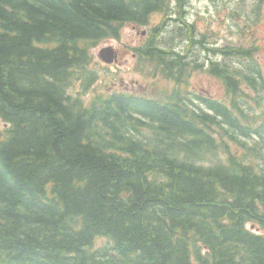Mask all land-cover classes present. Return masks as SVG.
Instances as JSON below:
<instances>
[{"label": "trees", "instance_id": "obj_1", "mask_svg": "<svg viewBox=\"0 0 264 264\" xmlns=\"http://www.w3.org/2000/svg\"><path fill=\"white\" fill-rule=\"evenodd\" d=\"M164 2L0 0V264H264V111L238 86L261 105L252 49L209 62L227 102L182 90L194 68L150 40L137 56L171 92H68Z\"/></svg>", "mask_w": 264, "mask_h": 264}, {"label": "rangeland", "instance_id": "obj_2", "mask_svg": "<svg viewBox=\"0 0 264 264\" xmlns=\"http://www.w3.org/2000/svg\"><path fill=\"white\" fill-rule=\"evenodd\" d=\"M165 1V14L159 11L150 15L149 23L144 26L127 24L122 28L119 39L109 38L94 47L91 50L92 63L88 66V70L93 73L91 79L86 84L83 80L74 81L68 90L69 94L80 96L89 104L98 94L128 92L156 98L162 93L174 90L176 85L173 82L159 75L154 76V69L144 65L137 56L135 49L144 46L151 38L159 39L160 44L168 51H192L189 61L194 65L189 64V67L194 70L187 73L185 85L181 88L203 98L228 101L223 82L209 72V63L206 60L208 53L201 52L204 48L199 43L191 47L192 38L193 41L204 39L208 47L219 50L226 46L235 51L239 47L254 48L258 63L264 67V0H182V8H178L177 0ZM170 8L171 11H168ZM165 18H168L167 21ZM164 21L165 25L162 27ZM185 23L194 29L192 34H189ZM109 47L118 54V61L112 65L105 64L100 57L101 51ZM194 55L197 61L192 59ZM204 61L207 63L203 68L195 66ZM232 62L235 65L232 70H237L236 67H240L247 60L235 56ZM238 79L240 90L247 91L250 96L248 99L242 98L246 101L244 108L251 115L261 116L264 111V90L261 93L263 101L259 106L253 100L257 94ZM194 105H200L199 101ZM230 143L233 150H241L236 143ZM252 143L253 141L250 142ZM262 151L264 153V145ZM108 243L107 239L102 238L97 241V246Z\"/></svg>", "mask_w": 264, "mask_h": 264}, {"label": "flooded vegetation", "instance_id": "obj_3", "mask_svg": "<svg viewBox=\"0 0 264 264\" xmlns=\"http://www.w3.org/2000/svg\"><path fill=\"white\" fill-rule=\"evenodd\" d=\"M178 1V8H182V6L184 5V3H183V1L182 0H177ZM164 5L166 6H164V8H167V5H166V1L164 2ZM168 11H171V8L170 9H168ZM168 19V18H167ZM185 26H186V28L188 29V32H189V34H192L193 33V31H194V29H192V28H189L190 26L188 25V23H185ZM184 29V27H182L181 28V30H183ZM189 38V37H188ZM194 40V38H192L191 39V42H192V45H191V47L195 44V43H199V44H201L202 45V47L204 48V51H201L202 53L203 52H206V53H208V57L206 58V60H207V62L209 63L210 62V60L211 59H213L214 61H219L218 60V55L220 54L219 53V48H212V47H208L206 44H205V42H204V40H195V41H193ZM153 44H155V39L153 40ZM227 48H228V46H226V47H224V49H222L221 51H228L227 50ZM165 51H166V53H167V56L170 58V57H172L174 54H172V51L173 50H167L166 48H165ZM263 51H264V49H263ZM177 52V51H176ZM179 52V51H178ZM191 50L190 49H188L187 51H185V52H180V54H181V56H183L184 57V61L186 62V63H189V64H191V65H194L193 63H190V55H191ZM220 55H222V54H220ZM192 59L194 60V61H197V57H196V55H194V57H192ZM207 62H201V63H199L198 65H195V66H199V68H202V65H204L205 66V63H207ZM260 64V63H259ZM260 68H261V73H262V75H263V77H264V67L263 66H261V64H260ZM185 85V81L183 80V82H182V86H184ZM190 92V91H189ZM190 93H192V92H190Z\"/></svg>", "mask_w": 264, "mask_h": 264}, {"label": "water", "instance_id": "obj_4", "mask_svg": "<svg viewBox=\"0 0 264 264\" xmlns=\"http://www.w3.org/2000/svg\"><path fill=\"white\" fill-rule=\"evenodd\" d=\"M100 57L106 64H113L117 60L116 51L112 47L103 49Z\"/></svg>", "mask_w": 264, "mask_h": 264}, {"label": "bare ground", "instance_id": "obj_5", "mask_svg": "<svg viewBox=\"0 0 264 264\" xmlns=\"http://www.w3.org/2000/svg\"><path fill=\"white\" fill-rule=\"evenodd\" d=\"M160 42L159 39L155 38V44ZM161 43V42H160ZM85 83V82H84Z\"/></svg>", "mask_w": 264, "mask_h": 264}]
</instances>
